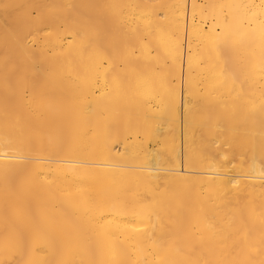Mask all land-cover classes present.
Returning a JSON list of instances; mask_svg holds the SVG:
<instances>
[{
    "label": "bare ground",
    "instance_id": "bare-ground-1",
    "mask_svg": "<svg viewBox=\"0 0 264 264\" xmlns=\"http://www.w3.org/2000/svg\"><path fill=\"white\" fill-rule=\"evenodd\" d=\"M0 264H264V0H0Z\"/></svg>",
    "mask_w": 264,
    "mask_h": 264
}]
</instances>
